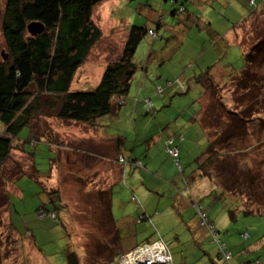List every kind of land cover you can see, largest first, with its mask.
Instances as JSON below:
<instances>
[{
	"label": "rangeland",
	"instance_id": "rangeland-1",
	"mask_svg": "<svg viewBox=\"0 0 264 264\" xmlns=\"http://www.w3.org/2000/svg\"><path fill=\"white\" fill-rule=\"evenodd\" d=\"M174 1L121 0L120 4L114 0H106L96 6L93 17L102 29L103 36L91 51L86 63L78 70L71 91H91L96 87V83L101 77V69L104 70L106 65L120 58L121 49H123L127 39L128 29L132 25L144 27L148 31L133 57L137 68H140L137 73L139 79H134L131 86L134 93H137L141 87L140 83L146 71L145 67L150 54H152L151 62L153 63L149 69L152 71V73L149 72L151 81L154 84H163L172 89L181 85L176 78L183 74H186L189 84H193L191 78L195 69H198L197 77L200 76L201 71V74L209 75L211 78V71L214 69L218 72H227V77L226 74L221 75V78L226 77L225 83L228 82L231 73L239 72L243 63L241 47L229 46L225 42L224 46L223 43H219L214 48L215 51L211 49L213 41L212 35L206 29L208 23H211L212 30H217L218 33L225 35L242 21L241 32L239 37L236 35V40L246 49L252 48L258 40L264 38V0H223L224 2L179 0L178 6L180 7L182 3H185L186 9L190 13V17L183 22H179V14L173 15L177 9L174 8ZM201 6L203 7L201 8ZM6 8L7 0H0V62L9 59V50L3 35ZM160 24L162 28H159ZM151 31L155 32L156 35H152ZM222 46L223 49L226 46L229 47L225 49L222 56L220 55L221 58L214 60L212 64L214 69L200 70L198 68L199 60H202L201 63H206L211 56L216 57V52L218 53L219 47L222 48ZM223 49L220 50L223 51ZM6 54L8 57L4 59L3 55ZM161 55L166 58H163L166 60V67L164 68L158 67L160 63H156V57ZM158 70L163 71L164 75L161 76ZM254 71L258 72L256 78L260 84H264V70L255 64ZM167 79L172 80L167 81ZM165 86L158 87L164 90ZM158 87L155 92L160 101L155 98L154 102H160L157 105L160 110L162 106L167 105L165 102L167 99L165 97L160 98L164 94L158 92ZM28 91L35 95L34 87ZM221 93L223 97L227 96L229 101H234V99L235 102L241 101L238 94L237 96L234 93L230 94V92L226 94L225 91H221ZM240 93L243 94L242 91ZM253 94L257 95H254L255 98L247 100L245 103L246 110L249 111L250 106L257 102L259 105L255 106L253 110L258 113H260L259 111L264 112V88L261 89V92L256 91ZM210 96L212 97L211 94ZM59 104L60 102L52 96H42L40 98L41 108L33 116V123L30 126L35 143L41 137H45L46 140L50 139L51 148L54 147L58 154L57 162L53 164V168L57 170L54 181L53 172L51 175L50 172L56 156L47 145L45 148L41 145L35 149V161L42 175L38 178L40 183L29 175H24L15 184L11 186L6 184L7 181L18 179L25 170L29 173L33 172L32 156L23 152L24 145L21 142L16 144V149L13 150L10 159L4 163L5 165L3 164L4 166L0 167V264H67L66 255L72 251L73 247L80 254L81 264H128L129 262V264H135L132 263L131 257H136L135 259L138 258L143 263L153 261L148 255L144 257L139 254L140 251L152 247L149 245L142 246L138 250L134 249L121 257L119 261H115V252H117L118 246H113V243L108 241V244L106 243V237L101 232L103 224L102 221H99L102 215L100 213L99 216L94 214L100 207H97V203L94 204L93 197L97 194L96 191L105 188L103 180H100V174L94 175L97 168L98 170L101 169L99 165L101 162L95 156V152L100 151L99 147L102 143L100 136L103 135L98 123L111 136H125L124 133L128 131V126L125 127V121L118 123L111 114L102 117L100 121L97 120L93 127L87 124L65 122L55 117ZM254 124L255 127H260L258 121H254ZM257 130L255 135H257ZM4 132L5 126L0 121V134ZM18 137L21 140L29 141V128H24ZM75 144H78L77 149L76 147L74 149ZM69 146L78 153L70 155L68 153L70 151ZM240 146L243 148L242 144L237 143L236 148H240ZM245 146L248 149L247 153L222 155L220 159H217L219 167L217 166L213 173L217 184L214 187H217L214 196L219 197L221 192L218 188L220 187L225 193L231 195V198L242 201L246 212L264 214V144H260L259 138H254ZM26 147L34 149V145L29 142ZM78 155L79 158H77ZM223 157L225 161H221ZM109 161L107 167L111 163V160ZM104 168L103 165L102 170ZM117 169L115 166L110 171H113L115 175L116 172L118 173ZM70 172L74 174L72 175ZM44 175H49V177L43 178ZM208 183H211L210 180ZM207 186L209 187V185ZM8 191L10 192L7 198ZM45 193L56 196L60 193V199L67 211L66 218H64L74 245L71 244L65 226L60 219L57 221L51 218H46L43 221L38 219L37 209L45 204V197H47ZM203 197L208 198L205 194ZM89 201H92L93 204ZM237 201L230 200L226 196L225 200L217 201L212 206L214 223L221 231L219 238H222L221 240L226 241V243L229 241L231 246H239V248L240 246H260V248L255 247V249L261 253L251 255L248 261L261 259L264 264V216L246 214L242 209L243 206ZM9 204L12 210V222L23 237L15 232L10 223ZM41 215L43 216V214ZM157 219L153 222L155 229L161 237L163 235L167 243L165 248L168 249L174 264H181L185 256H187L186 260L190 261L189 263L194 264L222 263L217 256L219 252L217 241L211 239L205 246H198L196 242L190 243L188 232L179 222L170 223L163 218ZM145 224L149 223L146 222ZM246 231L250 233L249 239L247 241L239 239V232ZM174 234H178L182 239L179 246L174 244ZM156 235L155 237L158 239ZM34 244L42 253L37 251ZM153 249L159 253V250H156L157 246H153L149 250L150 256H154L153 251H151ZM237 251L239 252V249ZM96 252L102 256L92 260L91 254L95 255ZM245 252H248V247ZM129 254H135V257L129 256L126 259ZM234 260L235 255L232 259L233 264H235ZM166 264L170 263L167 262Z\"/></svg>",
	"mask_w": 264,
	"mask_h": 264
},
{
	"label": "trees",
	"instance_id": "trees-1",
	"mask_svg": "<svg viewBox=\"0 0 264 264\" xmlns=\"http://www.w3.org/2000/svg\"><path fill=\"white\" fill-rule=\"evenodd\" d=\"M105 1L7 0L3 35L9 50V59L0 62V121L5 126V132L0 134V167L4 166V163L10 159L13 150L16 149V144L19 142L24 145L23 152L30 154L33 159V172L23 171L18 179L7 181V186L15 184L24 175H29L35 181H38V178L42 176L35 161V149L41 145L44 148L47 145L49 148L51 146L50 139L37 137L38 141L35 143L30 127L33 123V116L41 108L40 98L42 96H52L60 102L55 114L57 119L70 123L87 124L91 127L96 125L97 120L99 121L102 117L113 113L115 101L128 96L137 69L133 57L140 42L148 33L144 27L138 25H132L128 29L127 39L120 58L106 65L94 89L91 91H71L78 70L86 63L91 51L103 36L102 29L94 20L93 15L94 8ZM184 4L185 8L186 4ZM239 46L242 50L243 62L239 72L230 75L227 83L218 84L212 81L205 94L203 107L201 106L200 124L208 138V145L195 160V170H201V177L207 178L210 182L213 181L214 187L217 184L213 173L215 168L219 167L217 159H220V156L247 153L248 149L245 145L254 138H259L260 144H264V112L259 111L260 113H258L253 110L255 106L259 105L257 102L250 106L249 111L245 108L247 100L253 99L255 98L254 95H257L253 93L261 92V89L264 88V84H260L256 78L258 72L254 71L255 64L264 70V38L258 40L250 49L244 48L242 44ZM6 56L8 57L7 54ZM32 87L35 89V95L28 91ZM221 91H225L226 94L228 92L234 93L235 96L238 94L241 101L235 102V99L229 101L227 96L223 97ZM152 110L147 109V111ZM254 121H258L260 127H255ZM26 127L30 130L29 141L21 140L18 137L19 133ZM221 128L224 130L223 134H221ZM256 130L257 135H255ZM44 135L46 134L44 133ZM176 140L174 139V146H177L179 150ZM28 142L34 145V149L26 147ZM237 143L242 144L243 148L241 146L236 148ZM167 155L177 164L179 172L185 173L184 166L180 162V150L177 161L168 153ZM120 161L124 162L125 160L120 159ZM188 179L192 181L194 178ZM108 190L107 188L96 191L97 194L93 197L94 204L97 203V207L100 208L94 214L96 216H99V213L102 215L99 221H102L103 224L101 232L106 237V243L108 241L116 246L119 235L111 213L110 192ZM215 190L217 191V187L213 188L212 197L203 198V205H195L198 224L209 233L211 239H214L213 233H216L219 239L221 231L214 223L213 211L208 213L207 207H211L212 210V206L217 201L225 200L226 196L230 200L237 201L236 198H231V195L225 193L220 187L218 188L221 192L219 197L214 196ZM9 192H7V198ZM47 199L45 204L37 209L38 219L42 221L46 218L55 221L60 219L71 241L64 215L67 211L65 205L60 201V195L48 194ZM89 202L93 204L92 201ZM237 202L243 206L242 201ZM9 209L10 215H12L10 204ZM242 209L246 214L264 216L262 213L246 212L244 206ZM201 213L206 215V225L201 222ZM143 218H139L138 222H141ZM11 223L15 226L12 219ZM208 225H211L214 230L208 229ZM239 233L240 239L244 241L250 237L248 231ZM222 243L226 245L225 251L230 253L231 257L230 259L225 258L221 252H218L219 260L223 264H233L234 253L232 249L225 242ZM71 244L74 245L72 241ZM138 247L140 246H136L132 250ZM240 247L242 249L238 253H241L248 246ZM71 250L66 255L67 264H81L80 254L75 247ZM38 251L42 253L40 249ZM128 252L116 253L114 260L119 261ZM98 256L101 257L102 254L98 252L95 255L91 254V259L95 260ZM248 259L242 261V264H251L252 262L263 264L260 259H253L252 262Z\"/></svg>",
	"mask_w": 264,
	"mask_h": 264
},
{
	"label": "crops",
	"instance_id": "crops-1",
	"mask_svg": "<svg viewBox=\"0 0 264 264\" xmlns=\"http://www.w3.org/2000/svg\"><path fill=\"white\" fill-rule=\"evenodd\" d=\"M114 1L117 3L121 2V0ZM216 1L222 2L223 0ZM178 2L180 1L178 0ZM173 5L175 6L174 8L178 9L179 6L177 3ZM185 8H187L186 5ZM177 9L173 13L175 16L179 14L176 12ZM189 14L187 9L182 14H179V22L185 21L190 17ZM241 23L236 28L230 29L225 35L218 33L217 30H212L211 23H208L206 29L212 35L213 41L210 48L214 50L219 43H223L224 46L225 42L229 46L241 45L236 40V35L239 37L241 32ZM160 27L162 28L161 24ZM223 46L222 48L219 47V52H216V57L211 56L206 63H201L202 60H199L198 68L200 70L213 68L212 64L214 60L221 58L220 55L222 56L225 49L229 47L226 46L223 49ZM220 49H223V51ZM151 56L152 54L148 58V63L145 67L146 71L140 83L141 87L137 93H134L131 89L132 87H130L127 97L115 101L114 111L111 115H113L112 118L117 120L118 123L125 121V127L128 126V131L124 133L125 136H111L98 123L103 135L100 136V139H102L99 147L100 151L98 152L97 150L95 156L101 162L99 164L101 169L98 170L97 168L94 175L100 174V180H103V184L105 185L104 189L108 188L110 192L111 213L119 235V241L116 245L118 246V250L115 254L130 252L136 246L152 244L160 240H163L167 246L163 235L161 237L155 229L156 227L153 222L158 220L157 218H163L170 223L179 222L186 229V232H188V239L189 241L191 240L190 243L196 242L198 246L203 247L208 243V240H211L209 233L198 224L195 215V210H197L195 209V205H203V198H205L203 194L209 198L212 197L214 185L212 182L208 183L206 178L201 177V170H195V160L204 152L208 145V138L200 124L201 106L203 107L205 94L210 88L212 81L218 84L225 83L227 72H218L213 68L218 72V76L217 72L212 70V78L209 75L201 74L202 71H199L200 76L197 77L198 69H195L192 74L193 77L191 78L193 79V84L190 85L189 80L186 79V74H183L176 78L181 85L173 87L172 89L163 84H154L151 81L150 73L152 71H149L151 64H153L151 62ZM156 58V63H160L158 67H166V58L163 55ZM139 69H136L131 86L134 79H139L137 74ZM158 72L161 73V76L164 75L162 73L163 71L158 70ZM102 73L103 70L101 69L100 75ZM176 74L179 73L176 72ZM225 74L226 77L221 78V75ZM233 74L231 73V75ZM195 78L197 79L194 81ZM169 80L172 79H167V81ZM158 86H165L163 90L164 96L160 98L165 97L167 99L165 101L167 105L162 106L160 110L157 106L160 102H154L155 98L159 100L155 92ZM147 100L152 102L153 111H146ZM178 138L180 139L177 141L176 139ZM170 139L173 141L175 139L179 145L180 162L184 166L185 173H180L177 164L167 155L166 148ZM77 146L78 144H75L74 149L75 147L77 149ZM49 148L56 156L50 172V175L53 172L54 181V178L57 176V170L53 168V164L57 162L58 154L54 150V147L51 148L50 146ZM69 148L70 151L68 153L70 155L78 153V151L75 152L74 149L72 150L70 146ZM79 157L78 155L77 158ZM120 159L125 161L121 162ZM109 160H111V163L107 167V163L110 162ZM103 165L105 168L102 170ZM115 166L118 168V173L114 171L116 172L114 175L113 171L110 170H113ZM70 173L72 175L74 174L73 172ZM47 177L49 175L43 176V178ZM187 177H193L194 179L192 181L190 179L189 181ZM16 189L18 190V188ZM45 195L48 194L45 193ZM134 198L135 200H133ZM45 200H48L47 197H45ZM210 208L207 207L206 209L208 213H212ZM9 218H11L10 209ZM139 218H143V220L138 222ZM146 222L149 224H145ZM13 227L15 232L19 236H22L17 228L15 226ZM173 237L174 244L179 246L182 239L178 234H174ZM151 241L153 242L151 243ZM221 242L226 243L223 240ZM226 244H228L235 255V264H242V261L250 258L251 255L258 254L255 247L260 248V246H248L247 253L245 250L238 253L237 250L242 249L241 247L231 246L229 241ZM186 258L187 256L184 257L181 264H194L189 263L190 261H187Z\"/></svg>",
	"mask_w": 264,
	"mask_h": 264
},
{
	"label": "built area",
	"instance_id": "built-area-1",
	"mask_svg": "<svg viewBox=\"0 0 264 264\" xmlns=\"http://www.w3.org/2000/svg\"><path fill=\"white\" fill-rule=\"evenodd\" d=\"M177 2V0H175L174 2H173V4H175ZM185 11V8H184V6L183 5H181L180 7H179V9H178V13L179 14H182L183 12ZM152 35H156L155 34V32H153V31H151L150 32ZM158 92H161L160 94H162L163 93V91L159 88L158 89ZM146 107H147V109H150L151 110V108H152V102L150 101V100H148L147 102H146ZM166 151H167V153L171 156V157H173L176 161H177V158H178V156H179V150H178V147L177 146H174V141L172 140V139H170L169 141H168V143H167V148H166ZM133 200H135V198L133 199ZM200 217H201V219H202V224L203 225H206L207 224V219H206V215L205 214H203V213H201L200 214ZM208 229H211V230H214L213 229V227L211 226V225H208ZM213 238H214V240L215 241H217L218 242V244H219V251L223 254V256L225 257V258H229L230 259V257H231V254L230 253H228L227 251H225L226 250V245L225 244H223L222 242H221V240L220 239H218V235L216 234V233H213ZM157 246H159V244H156ZM162 247V246H161ZM162 249H163V259H161L160 258V261L159 262H163V264H166L167 262L168 263H172V258H171V256H170V254L168 253V250L165 248V246H163L162 247ZM138 253V252H137ZM166 254V255H165ZM143 256V255H142ZM138 259V258H137ZM156 259H159V258H156ZM153 260V259H152ZM152 262H155V261H151V262H148L149 264H151Z\"/></svg>",
	"mask_w": 264,
	"mask_h": 264
},
{
	"label": "bare ground",
	"instance_id": "bare-ground-1",
	"mask_svg": "<svg viewBox=\"0 0 264 264\" xmlns=\"http://www.w3.org/2000/svg\"><path fill=\"white\" fill-rule=\"evenodd\" d=\"M152 247H153V246H152ZM152 247L140 251L139 254L143 255L144 257L148 255V257H150L151 259H153V261H155V262L160 261V258L163 259V254H164V253H163V249H162L161 246H157V249H156V250H159V253H157L156 251H154L155 249H153V250H151V251H153L152 254H154V256H150V255H149V250L152 249ZM129 256H133V257H135V254H129L128 256H126V259H127ZM135 258H136V257H135ZM135 258H132V257H131V261H132V263H135V264H136V263H139V259H135ZM156 258H159V259H156ZM129 263H130V262H129ZM129 263H128V264H129Z\"/></svg>",
	"mask_w": 264,
	"mask_h": 264
},
{
	"label": "clouds",
	"instance_id": "clouds-1",
	"mask_svg": "<svg viewBox=\"0 0 264 264\" xmlns=\"http://www.w3.org/2000/svg\"><path fill=\"white\" fill-rule=\"evenodd\" d=\"M178 1V0H177ZM185 12V11H184ZM163 91V90H162ZM153 106V105H152ZM147 108V107H146ZM151 110H152V108H151ZM159 243H161L163 246H166V244L163 242V240H160V241H157V242H154V243H152V244H144V245H142V246H147V245H149V246H157L156 244H159ZM142 246H140V247H138V248H136L137 250L139 249V248H141ZM167 247V246H166ZM168 250V249H167ZM131 252V251H130ZM129 253V252H128ZM127 253V254H128ZM171 256V255H170ZM172 258V257H171ZM173 260V259H172Z\"/></svg>",
	"mask_w": 264,
	"mask_h": 264
},
{
	"label": "water",
	"instance_id": "water-1",
	"mask_svg": "<svg viewBox=\"0 0 264 264\" xmlns=\"http://www.w3.org/2000/svg\"><path fill=\"white\" fill-rule=\"evenodd\" d=\"M3 58L4 59H6L7 58V56L6 55H3ZM159 246H162L163 247V245L161 244V243H159ZM141 260L139 259V262H140ZM149 264L148 262H146V263H143V262H140L139 264ZM136 264H138V263H136ZM151 264H163V262H159V261H157V262H152Z\"/></svg>",
	"mask_w": 264,
	"mask_h": 264
}]
</instances>
